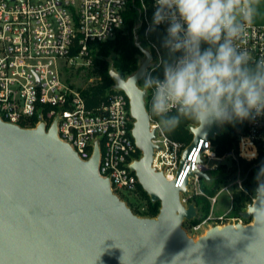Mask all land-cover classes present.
Wrapping results in <instances>:
<instances>
[{"label":"water","instance_id":"obj_1","mask_svg":"<svg viewBox=\"0 0 264 264\" xmlns=\"http://www.w3.org/2000/svg\"><path fill=\"white\" fill-rule=\"evenodd\" d=\"M136 44L145 53L137 70L127 78L112 70L111 76L135 118L133 136L142 156L131 167L151 200L161 203L159 213L136 214L99 174V146L82 160L59 138L57 120L46 130L44 123L24 128L0 118V264H264V217L258 212L264 195L241 212L253 216L249 224L213 226L197 239L183 227L198 216V207L186 206L181 194L195 174L213 180L201 154L222 125L190 127L193 139L174 179L156 170L155 130L146 90L138 87L151 53Z\"/></svg>","mask_w":264,"mask_h":264},{"label":"built area","instance_id":"obj_2","mask_svg":"<svg viewBox=\"0 0 264 264\" xmlns=\"http://www.w3.org/2000/svg\"><path fill=\"white\" fill-rule=\"evenodd\" d=\"M259 2L264 3V0ZM155 7L156 0H0V118L24 128L44 123L46 130L57 120L59 138L69 143L82 160L92 157L97 144L99 174L109 179L112 191L132 210L140 211L145 210L143 187L131 165L141 158L142 150L133 136L135 118L129 97L117 88L115 80L113 92L107 99L89 106L86 96L67 80L66 73L72 67H91L93 45L106 42L123 30L126 12L134 8L137 12L133 27L135 41L151 53L145 73L152 72L163 78L160 59L167 58L162 43L168 24L161 23L155 30L150 29ZM237 45L247 50L253 60L264 58V21L246 24ZM144 59L142 51L140 63ZM142 84L143 78L139 86ZM151 96V90H146V107L157 146L152 165L168 179H174L183 151L192 140L183 143L166 133L151 113ZM203 144L204 139H200L199 147ZM201 158L206 171L227 158L238 165L244 159L252 162L253 168L261 169L264 166V114L247 120V128L239 134L236 146L223 155L218 154L209 139ZM189 159L195 161L191 155ZM190 178L200 185L201 177L197 174ZM244 181V178L235 181L241 191H245ZM196 193L206 195L201 188ZM218 195L219 192L215 196L206 195L212 208ZM250 196L245 210L256 199ZM181 200L186 206L190 203L187 196L181 195ZM227 213L217 218L209 214L197 222L186 220L188 229L198 233L213 226L249 224L254 219L253 216L244 218L241 213L228 217Z\"/></svg>","mask_w":264,"mask_h":264},{"label":"clouds","instance_id":"obj_3","mask_svg":"<svg viewBox=\"0 0 264 264\" xmlns=\"http://www.w3.org/2000/svg\"><path fill=\"white\" fill-rule=\"evenodd\" d=\"M258 3L156 0L150 29L168 24L162 43L167 58L160 59L163 78L146 72L138 87L151 90V113L164 129L172 131L190 121L200 130L264 114V58L253 60L237 45L257 14ZM262 195L264 181L257 189V197ZM258 212L264 217V208Z\"/></svg>","mask_w":264,"mask_h":264},{"label":"trees","instance_id":"obj_4","mask_svg":"<svg viewBox=\"0 0 264 264\" xmlns=\"http://www.w3.org/2000/svg\"><path fill=\"white\" fill-rule=\"evenodd\" d=\"M136 17V10L130 8L125 14L126 27L120 30L114 38L93 45V65L83 75L84 81L89 82L84 88L78 87L86 96L89 106L97 105L101 101L106 100L113 92V85L116 81L111 76L112 70L117 71L123 78H127L139 67L142 51L134 38L133 27ZM202 47H207V45H203ZM80 70L81 68L77 70V74ZM68 73L67 80L70 82V76L74 74L71 70ZM189 123L191 124L192 122L185 121L181 124V127L185 129ZM223 127L225 130H222V132L212 138V142L217 147L216 150L219 154H223L236 146L239 134L247 128V120L226 123L223 124ZM241 164L242 171H249L248 179L244 183L245 191L236 192L234 195L237 206H244L250 199V194L255 192L258 184L257 174L260 171L259 168L258 170L253 167L251 168L252 162L244 159L241 160ZM227 177V175L223 176V178ZM214 181V178L211 181H207L204 178L200 179V188L208 196H215L219 191V185ZM141 194L142 199L145 201V210L142 212V215L149 217L156 216L160 211L161 203L159 201H152L144 189H142ZM206 195L196 194L190 199V202H194L198 210L203 212L202 217L194 218L191 221L197 222L209 213L211 203ZM133 211L138 213L137 208L133 209Z\"/></svg>","mask_w":264,"mask_h":264},{"label":"rangeland","instance_id":"obj_5","mask_svg":"<svg viewBox=\"0 0 264 264\" xmlns=\"http://www.w3.org/2000/svg\"><path fill=\"white\" fill-rule=\"evenodd\" d=\"M252 21H254L256 23H261L264 21V3L263 2L258 3L257 14L254 16ZM88 68L89 67L81 68V70L77 74L78 68L72 67L70 70L73 72L74 75L70 76L71 77L70 83H72L76 87H81V88L86 87L89 81L85 82L83 79V75L86 73ZM68 76H69V73H66V77H68ZM24 124H27V122H24ZM194 125L195 124H193V123H191V124L189 123L186 125L185 129H183L180 125L179 127H177L176 129H174L172 131H168L166 129H165V131L171 138L182 141L183 143H188L187 141L190 142L193 139V134L190 130V127L194 126ZM222 130H225L223 125H222L221 132H222ZM223 154H219V155H223ZM239 167H240V171H239ZM250 167L252 168L253 164H251ZM254 169L258 170V168H256V167ZM248 171L249 170H247V172L242 171L241 160H240V163L238 165L237 162H233L230 158L225 159L222 163H219V165L216 168L208 171V173L211 175V177L214 178V180H215L214 182L219 185V191H218L219 195L217 198V202L215 203L213 208H212V204H211L210 211L207 215L210 214L213 218H217L218 216L228 212L227 216L231 217V216L239 215L242 211L245 210V206L247 205V203L251 199H249L245 203L244 206H237L235 199H234V195L236 192H240L241 189L239 188L238 184L235 183V181L238 178H244L245 181H247ZM226 175L228 177L223 178V176H226ZM257 179H258V174H257ZM260 179L264 180V177H260L258 179V181ZM187 188H188V192L186 194L182 193L181 195L187 196L189 198V202H190V199L193 198L194 195L199 194V193H196V191L199 190L200 185L198 182H196L194 180V178H190V181L187 185ZM251 195L256 196V190ZM137 212L139 215L143 214L142 213L143 211L138 210ZM202 215H203V212H201V210H198V216L196 218H198V217L200 218V217H202ZM206 216H204V217H206ZM211 221H214V220H211ZM183 227L185 229H187L189 231V235H191L195 239H197V238H199V236L205 234L208 230L207 229L205 231L204 229H202L198 233H193L188 229V223L186 222V220L183 223Z\"/></svg>","mask_w":264,"mask_h":264}]
</instances>
